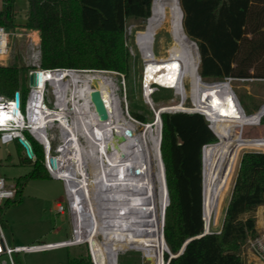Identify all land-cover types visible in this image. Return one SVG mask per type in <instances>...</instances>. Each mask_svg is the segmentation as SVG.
I'll use <instances>...</instances> for the list:
<instances>
[{"label": "trees", "instance_id": "obj_1", "mask_svg": "<svg viewBox=\"0 0 264 264\" xmlns=\"http://www.w3.org/2000/svg\"><path fill=\"white\" fill-rule=\"evenodd\" d=\"M0 25H12L14 0H4ZM28 17L23 27L38 33L40 68L111 71L128 76L130 54L125 46L126 22L146 20L152 0H26ZM182 27L197 47L198 75L206 82L264 80V0H179ZM27 68L13 63L0 66V96L27 95ZM245 110V109H244ZM259 123L264 125V108ZM245 114L251 115L245 110ZM144 122L140 114H132ZM161 117L160 155L169 204L164 212V240L180 255L169 264H243L241 247L254 234V213L264 204V152L242 154L220 233L202 234L201 151L205 173H219L230 141L252 138L258 126L243 129L238 123H211L199 113L164 112ZM248 125V124H246ZM217 137L215 136V134ZM218 138V140H217ZM36 160L25 158L31 171L16 180L20 198L30 180L48 178L40 146L28 138ZM218 146H213L215 143ZM220 164V165H219ZM219 165V169L211 168ZM209 179V180H210ZM247 215V216H246ZM68 264H84L71 258Z\"/></svg>", "mask_w": 264, "mask_h": 264}, {"label": "bare ground", "instance_id": "obj_2", "mask_svg": "<svg viewBox=\"0 0 264 264\" xmlns=\"http://www.w3.org/2000/svg\"><path fill=\"white\" fill-rule=\"evenodd\" d=\"M182 15L179 0H152L151 2L145 28L137 33V45L145 60L143 72L145 95L148 96L152 92L154 85L174 89L177 95L182 97L180 103L174 107L164 106L163 110H185V101L186 98L188 99L187 95L190 94L194 108L185 110L187 112H201L208 121L214 123H252V117L245 116L237 107L226 85L221 86V90L202 86L198 77L196 48L183 31ZM157 41L164 54L161 58L155 53ZM76 74L71 75V81L75 86L72 98L78 102L83 101L80 103L79 115L81 117L92 115V106L88 99V93L92 90L91 85L93 89L100 92L107 112L106 120L100 121L96 118L93 121L89 120V128L84 125V131L83 126L79 127L91 145L90 147L93 148L95 168L91 169L92 177L90 178L92 180L90 182L91 184L96 182L109 191L117 190L123 198L130 200L128 211L134 215L128 219L131 223L129 228H135L138 224L136 227L143 230L140 234L143 237L140 240L133 238L130 240L138 249H147L152 245L153 255L158 257L156 251L160 252L163 248L158 211H161L167 203L159 163V123L156 121L151 125L146 124L140 133H136L133 124L135 122H124L113 106L110 79L89 75L78 79ZM43 77L48 78L53 84L58 80L53 74L46 76L44 73L40 79ZM186 80L190 82L189 91L186 88ZM79 82L80 84H77ZM49 113L52 119L56 115L54 111H49ZM82 121L84 122L83 119ZM258 121L256 120V123ZM154 125L156 128L152 132L149 131V128H153ZM219 144L218 142L213 146ZM209 146L204 147L202 160ZM243 147H264V140L235 139L232 141L226 162L219 175L213 179L207 203L204 206L203 217L208 230L210 221L217 216V209L228 189L238 152ZM77 148L79 149V146ZM153 157L156 162L154 167ZM55 162L58 169L62 164L63 170H67L70 165L74 169L76 166L77 173L85 177L84 153L81 147L77 157L74 158L71 154L64 152L55 159ZM132 200L139 201L133 202ZM153 260L154 258L152 264L155 263Z\"/></svg>", "mask_w": 264, "mask_h": 264}, {"label": "built area", "instance_id": "obj_3", "mask_svg": "<svg viewBox=\"0 0 264 264\" xmlns=\"http://www.w3.org/2000/svg\"><path fill=\"white\" fill-rule=\"evenodd\" d=\"M9 36L10 33L7 27L0 25V60L8 54ZM31 37L30 51L27 56V63L30 67L27 78L34 76L35 84H28L26 98L22 101L19 96L17 107L14 105L13 96L10 98L0 96V143L8 144L17 141L21 145L20 141L27 140L32 150L31 142L28 139L30 138L41 147L43 164L49 176L62 182L64 201L56 204V212L58 214H64L65 212L68 214L70 233L67 239L52 243L9 245L5 239L3 225L0 221V264H16L15 258L19 254L81 246L86 248L90 264H120L119 257L128 253H138L141 257L140 264H152L153 258L154 264H169L172 258L182 253V247L177 254H173L164 240V212L167 204L163 206L161 211H158L163 248H161L160 252L156 251L158 256L156 257L153 255L152 245L148 246L147 249H138V247L133 246L134 242L130 240V238L140 240L143 237L140 236L143 230L136 227L138 224L135 228H129L131 223L128 219L134 215L128 211L130 210L128 206L130 200L123 198L117 190L109 191L104 186L93 181V184H91V169L95 168L94 164L89 166L84 161L85 177L77 173L76 166L74 169L70 165L67 170H63L61 164V168H57L55 159L64 152L71 154L74 158L77 157L80 147L83 153L86 147L92 152L93 148L90 147L91 145H89L86 136L81 133L79 127L83 126V131L84 125L89 128L88 121H93L96 116L92 112L91 116L81 117L79 115L81 107L78 101L72 98L73 92L67 95L69 85L65 79L71 78V75L75 74L76 70L40 68V39L35 31L31 34ZM86 71L116 73L99 70ZM44 73L46 76L49 74L56 75L58 80L53 84L48 78L43 77L40 79ZM116 74L123 77L122 74ZM225 80L231 81L232 79L227 78ZM71 86L74 85L71 83ZM73 88L75 90V87ZM49 89L52 93L51 102L47 97ZM49 111L55 112L56 115L53 119L50 118L51 114ZM77 146H79V149ZM24 153L25 157L28 158L25 149ZM158 153L163 177V192L168 199L164 167L160 155V136ZM28 159L34 162L36 160L34 153ZM50 159L54 161L52 164L49 161ZM17 191L16 182H9L0 175V209L15 200ZM220 230L211 232L210 228L209 230L208 228L206 229V224L203 220L201 235L218 234ZM240 256L243 264H264V226L259 229L254 228V234L246 236L241 247Z\"/></svg>", "mask_w": 264, "mask_h": 264}, {"label": "rangeland", "instance_id": "obj_4", "mask_svg": "<svg viewBox=\"0 0 264 264\" xmlns=\"http://www.w3.org/2000/svg\"><path fill=\"white\" fill-rule=\"evenodd\" d=\"M4 6L5 1L0 0V10H2ZM28 10L29 8L26 0H14L12 25H7V30L10 33L9 51L7 56L0 60V66H6L13 63L23 65L27 68V74L30 69L27 63V56L30 51V41L32 38L31 34L34 32L33 30L23 27L27 21ZM145 22L146 20L143 21L134 18H130L126 22L125 46L130 54V69L127 77H122L116 73H92L89 71L87 72L86 70H76L77 74L75 73L76 76L78 75V79H82L86 75L92 77H103L108 80L110 79L113 106L116 111H118L121 118L124 119V122H135L133 124L135 126L136 133H140L143 130L144 125H151L156 122V111L158 109L174 107L178 105L182 99L181 95H177L176 90L159 87L158 85L153 86L152 92L148 96L145 95L146 89L143 84L145 60L137 45V33L144 30L146 24ZM195 48L199 62L197 47L195 46ZM162 52L163 51L160 49V45L157 41L155 44L156 56L159 58L163 57L164 54ZM199 79L204 87H215L218 90H221L220 87L226 85L232 98L237 104V107L240 108L244 115L249 116L245 114V110L251 113L250 116L252 117V123H250L249 119L246 117L249 124H240L246 127L243 129H236L237 133L241 134L242 132H245L248 126L258 125L256 120H259L262 116L260 107L264 105V80L248 79L206 82L201 80L200 77ZM65 80L69 85L67 95H70L71 92L75 91L73 88L75 86H71V78H67ZM77 84H80V82ZM185 84H187L186 88L189 91L190 82L186 80ZM26 86L28 88V78ZM91 87L93 89L92 85ZM47 97L51 102L52 93L50 89ZM187 97L188 99L186 98L185 101V110H188L189 108L193 109V98L190 94L187 95ZM80 103H83V101L80 100L78 104L80 105ZM185 110L167 112L186 113L187 111ZM133 113L140 114L144 117L145 121L141 122L137 120L132 115ZM209 126H211V123H209ZM155 128L156 126L154 125L153 128H149V131L151 130L152 132ZM247 139L264 140V125L259 123V125L252 132V138ZM230 142L232 143V141ZM230 148L231 145L228 152ZM208 150L210 149L208 148L207 151ZM250 151L264 152V147H243L239 150L228 189L217 209V216L210 221L211 223L209 228L211 232H217L221 228L225 210L231 197L240 157L243 153ZM202 154L203 148L201 151V188L202 220H204V206L207 203L211 183L213 179L219 175L222 168H220V164L211 168L212 172V169H220L219 173L210 179L211 172H207L206 175L205 169H207V167L205 168L203 165ZM25 158L24 149L19 143H17V141H13L8 144L0 143V175L5 177L9 182H16L18 178L26 176L31 171L32 166L30 163H23ZM226 158L224 159L222 167L226 162ZM84 161L87 162V165L89 166L94 164V153L88 150L87 147L84 152ZM152 165L153 167L156 165L154 157L152 158ZM63 201L64 190L61 181L51 178L50 176L44 179H34L28 181L23 186L18 200L13 204H6L0 209V221L3 225V233L7 243L9 245H26L36 243H52L67 239L70 233L68 214L66 212L64 214H58L56 212V204ZM166 204L168 206L169 197ZM252 214L255 220V228L259 229L263 227L264 204L258 206L256 211ZM71 258L83 259L84 264H90L86 248L84 246L57 248L44 252L19 254L15 258V262L16 264H68ZM140 261L141 257L138 253H128L119 257L120 264H140Z\"/></svg>", "mask_w": 264, "mask_h": 264}, {"label": "water", "instance_id": "obj_5", "mask_svg": "<svg viewBox=\"0 0 264 264\" xmlns=\"http://www.w3.org/2000/svg\"><path fill=\"white\" fill-rule=\"evenodd\" d=\"M143 1V0H142ZM191 41V40H190ZM194 45L195 43L193 41H191ZM196 46V45H195ZM198 65H199V62H198ZM200 77V76H199ZM28 84L29 85H34L35 84V77L34 76H31L29 79H28ZM88 99H89V102L92 106V111L93 113L95 114L96 118L99 119L100 121H104L107 119V112H106V109L105 107L103 106V101L101 100V96H100V92L95 90V89H92L89 93H88ZM13 100H14V105L15 107L18 106V101H19V95H18V92H15L14 95H13ZM263 106H261L260 108H263ZM164 112H167V110H163L162 108L158 109L157 112H156V121H158L159 123V136H160V142H161V117H160V114L161 113H164ZM189 114H193V112H189ZM211 128V127H210ZM212 130V128H211ZM213 131V130H212ZM214 133V132H213ZM215 134V133H214ZM215 136L217 137V135L215 134ZM121 139V138H120ZM21 145L24 147L25 151H26V156L28 158H30L33 154L32 150H31V146L29 144V142L27 140H23V141H20ZM50 163L52 164L54 161L53 159H50L49 160ZM189 241V240H188ZM186 241L183 246H182V251L184 250V247L185 245L187 244Z\"/></svg>", "mask_w": 264, "mask_h": 264}, {"label": "clouds", "instance_id": "obj_6", "mask_svg": "<svg viewBox=\"0 0 264 264\" xmlns=\"http://www.w3.org/2000/svg\"><path fill=\"white\" fill-rule=\"evenodd\" d=\"M199 114H202V113H199ZM202 115L206 118V116L204 114H202Z\"/></svg>", "mask_w": 264, "mask_h": 264}]
</instances>
